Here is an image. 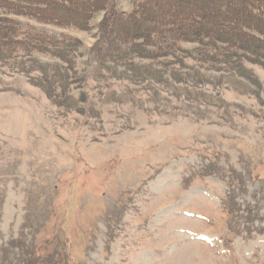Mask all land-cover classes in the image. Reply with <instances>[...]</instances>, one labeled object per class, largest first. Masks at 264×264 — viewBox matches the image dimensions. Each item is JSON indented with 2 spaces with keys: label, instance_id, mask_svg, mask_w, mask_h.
Segmentation results:
<instances>
[{
  "label": "rangeland",
  "instance_id": "obj_1",
  "mask_svg": "<svg viewBox=\"0 0 264 264\" xmlns=\"http://www.w3.org/2000/svg\"><path fill=\"white\" fill-rule=\"evenodd\" d=\"M107 2L85 31L3 15L79 46L0 63V264H264V67L154 59L118 27L95 58Z\"/></svg>",
  "mask_w": 264,
  "mask_h": 264
},
{
  "label": "trees",
  "instance_id": "obj_2",
  "mask_svg": "<svg viewBox=\"0 0 264 264\" xmlns=\"http://www.w3.org/2000/svg\"><path fill=\"white\" fill-rule=\"evenodd\" d=\"M120 1L109 0L101 7L105 14L99 25L101 29L98 44L89 48L95 58V53L102 56L103 53L110 52L108 48L102 47L100 40L103 38L110 47L108 43H114L112 34L114 28L118 27L125 42L131 44L127 46L128 49H136L138 45L146 48L147 45L152 46L154 59H191L196 65L204 66L211 54H215V57L228 54L225 58L235 64L232 61L233 54L240 52L243 56L241 60L264 67V29L257 35L252 30L264 27V0H127L131 4L130 9L118 11H124L130 16V20L120 17L119 21L113 22ZM94 2L95 0H0L3 5L0 9V28L3 27L0 29V63H6L5 58L12 54V49L21 47V50L26 49L35 54L44 51L52 59L57 58L67 64L69 60L65 53L79 46L78 39L70 34L60 33L58 37L30 27L25 29L15 20L3 15H16L21 11L31 19L55 25L64 31H85L90 29L89 21L95 15L97 6L93 5ZM164 6L166 13L162 12ZM182 44H189L191 49L180 48ZM230 54L232 55L229 56ZM61 68L63 67L54 69L55 73L60 75ZM37 80L36 85L39 82L43 84L42 78ZM44 80L47 81L46 78ZM48 93L49 96L52 95L51 91ZM25 255L29 264H38L39 261L46 264L44 258H31L30 251H26ZM52 262L54 261L49 264ZM23 263L25 264L24 260Z\"/></svg>",
  "mask_w": 264,
  "mask_h": 264
}]
</instances>
